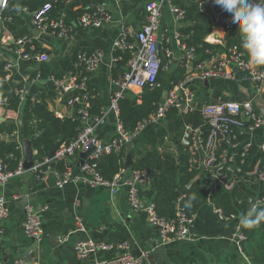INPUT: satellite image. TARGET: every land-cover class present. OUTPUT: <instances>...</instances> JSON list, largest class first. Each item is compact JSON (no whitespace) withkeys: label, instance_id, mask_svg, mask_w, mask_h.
Masks as SVG:
<instances>
[{"label":"crops","instance_id":"crops-1","mask_svg":"<svg viewBox=\"0 0 264 264\" xmlns=\"http://www.w3.org/2000/svg\"><path fill=\"white\" fill-rule=\"evenodd\" d=\"M23 1H15L14 9H17L16 15L21 19L16 32H27L26 36L36 40L40 51L28 59L19 57L15 52L16 48L11 46L10 40L7 39L13 35L5 29L0 14V62L11 63V67L6 71V76L0 81V125L11 120L16 123L17 119L21 118L23 102L15 111L7 110L4 105L13 96L14 89L22 83L24 77L28 78L25 100L29 99L31 103H35L41 92L48 93L52 76H64L68 73L81 74L74 63L76 55L82 51L97 50L103 55L97 70L93 74H86V87L90 95L89 114L99 115L110 104L113 81L119 79L126 69L125 64L119 65L121 60L113 61L114 57L118 56V52H123L114 51L113 43L119 39L122 32L127 33L129 42L135 40V34L145 21V8L149 2L161 3L159 26L156 30L159 44L158 55L162 68L159 74L162 78L161 84H163L156 88L162 89L161 102L166 96L167 83L174 77L178 68L184 70L183 78L178 79L182 81L192 72L196 62L202 61L195 53V61L187 62L184 46L190 47H187L184 41L189 37L192 39V37L191 34L182 35L180 33L184 20H177L172 8L176 7L182 10L185 18L184 9H192L198 2H201L199 9L203 13L213 14L212 17L223 13L222 9L213 4L212 0H85L84 10L100 6L110 14L111 20L99 27H92L79 25L78 17L71 22L72 31L65 37L40 32L38 37H35L32 34V31L36 30L32 24V13L27 10V7H22ZM77 1L79 0H70L67 8ZM3 3L4 0L0 4V10L5 7ZM62 17H65L64 13ZM212 27L211 33L204 41L220 48H224L230 34L238 32L235 25L230 31H226L223 27L215 24L214 20H212ZM166 50L170 51V57H166ZM226 52L227 49L225 51L224 48V52H217V54ZM36 55L39 59H36ZM246 58L248 59V56ZM72 67L74 70L71 71ZM191 86L194 90L196 104L199 106L217 101L242 102L250 99L253 100L258 112L260 106H264V82L256 83L241 71L236 72L234 80H196ZM141 93L142 90L132 89L126 95H130V100L134 104H139ZM47 104L50 112L54 115L59 113L64 117L73 115L76 107H67L55 92L48 98ZM55 117L57 116L55 115ZM163 121L165 120L155 122L153 116L146 121V125L136 139L142 138L147 126ZM118 123L122 125L118 117L111 112L103 124L95 127L94 135L99 140L107 142L114 137ZM19 134L21 133L18 128L13 137H16V141L19 142L22 152ZM136 139L125 147V152L133 147ZM0 140L7 141L9 137L3 135ZM263 141L264 128L255 129L251 135V142L260 145ZM141 142L144 152L156 151L159 154L176 152L175 144L167 138L157 144L150 143L145 139H142ZM228 152L237 154L239 148L229 146ZM34 155L33 151V159ZM131 157L135 163L131 168L124 166V157L123 166H121L126 169L124 178H130L134 166L143 165L142 158L132 155ZM139 160L142 163L136 164ZM79 161L80 156L76 154L66 157L56 165H61L65 169H70L74 174H78ZM56 165L46 169L44 173L26 170L20 176L10 179L5 185H0V196L5 199L7 210V217L2 223L3 233L0 236L2 264H14L18 261L17 257L23 250L26 252L21 260L35 264H90L94 261H108L118 255L117 251H98L88 262L79 261L75 256V245L81 238L112 244L126 242L132 253L134 250L143 253L156 247L160 240L157 227L149 222L145 211H134L130 208L126 188H121L115 195H112L106 187H90L83 183L70 182L62 188H58L56 182L59 172ZM200 179L199 176L194 182ZM154 191V183L149 178V181L139 186L138 189L141 203L152 202ZM27 207H31L41 219L44 234L39 243L24 233L23 224ZM76 217H79L83 225L84 230L81 232L76 231L78 225ZM149 256L150 260L141 262V264H249L238 245L226 238L199 237L193 241L169 242L155 249Z\"/></svg>","mask_w":264,"mask_h":264},{"label":"built area","instance_id":"built-area-1","mask_svg":"<svg viewBox=\"0 0 264 264\" xmlns=\"http://www.w3.org/2000/svg\"><path fill=\"white\" fill-rule=\"evenodd\" d=\"M70 0H67V3ZM6 0H4L3 6ZM161 3L149 2L145 8V21L141 28L135 34L134 41L129 42L127 33L122 32L118 40L113 43L114 51H129L131 59L126 64V69L123 71L119 79L113 81V90L110 97L109 106L102 110L99 115L92 117L89 114V93L86 87V74H93L103 55L95 50L92 52L82 51L75 57V67L81 74L76 75L68 73L61 78L51 77L50 83L54 87L56 95L61 97L63 103L71 108L80 106L77 111L79 115L80 130L77 137L69 144H63L57 147L52 157L47 156L41 162L36 163L30 171L44 173L46 169L51 168L63 161L66 157H72L76 154L86 152L92 149V152L79 168V173L74 174L70 169H65L59 173L56 187L62 188L64 185L73 183H83L90 187L102 186L109 189L112 195L118 193L121 188L127 189L128 203L132 210H143L147 213L149 222L158 227L160 240L154 249L151 251L141 252L140 257H136L131 251L126 242L102 243L93 241L89 238H81L75 245V256L79 261L88 262L89 259L98 251H117L118 255L108 261H98L95 264H141L142 258L148 257L155 249L160 248L169 242L175 241H193L200 236L191 233V227L194 224L195 216L188 215L185 206V193H182L176 200V216L174 220H163L156 215L153 202L147 204L145 209L141 208V201L138 194L139 186L144 185L149 181V177L145 171L133 170L130 178H124L125 168H120L119 171L112 177L111 180H105L97 171L98 161L113 152L121 153L125 147L130 145L134 139L140 134L143 127L140 125L133 133L126 131L123 126L118 123L116 133L109 141L104 142L99 140L94 135L96 126L104 123L105 118L111 112L118 117V105L120 100L126 93L132 89L142 90L145 87L157 85V77L161 71V61L157 53L158 40L156 30L159 26ZM50 5L46 4L32 14V24L40 33H47L57 37H65L71 33V26L66 25L62 19H49L46 16ZM177 20H184V12L176 7L172 8ZM79 25L99 27L105 22L111 20L110 14L102 7L96 6L93 11L84 13L78 18ZM231 17L222 13L215 16V23L223 27L226 31L233 28L231 25ZM10 43L16 47L15 52L21 58H30L32 53L25 52L24 45L32 42V37L23 36L18 39L7 37ZM32 50V48L30 47ZM185 49V58L187 62L195 61V49L193 47ZM166 57H170V51L166 50ZM36 59L38 55H36ZM120 60V57L115 56L113 61ZM11 63H5L3 70L8 71ZM244 72L254 82H264V69L258 70L253 68L244 53L239 52L235 47L227 49L225 54H212L207 59L197 61L191 73L184 80L176 84L169 83L167 86L165 98L158 104L154 121L159 122L165 118L166 113L170 109H175L179 115L191 114L196 110L201 112V116L209 126L207 133H203L201 128L193 127L190 124H184L180 143L191 156V163L196 166V169L217 180L222 187L229 191L236 183L234 176H229L228 172L231 168L225 167L224 163H230L235 159L237 154L229 152L219 153L222 142L227 136L232 133V128H237L240 133L248 134L250 137L246 142L230 143L231 148L247 149L251 144V135L255 129L264 128V119L254 106L253 100L242 102L235 101H217L198 105L195 101L194 90L192 84L196 80L208 79H223L234 80L236 72ZM83 73V74H82ZM28 78L24 77L22 83L13 91V95L17 97L20 103L25 101L27 94ZM6 101V99H4ZM57 118L62 119L64 116L55 113ZM245 123H248L245 126ZM229 137V136H228ZM236 135H233L231 140H234ZM261 151H264V141L258 145ZM44 167V169H42ZM24 171L22 161L18 164L15 170H7L0 162V185H5L10 179L20 176ZM252 175H256V179L263 180L264 174L257 172V165L254 168ZM264 203V197L256 199L257 205ZM221 221H227L235 218L234 215L226 217L222 215L220 210L214 209ZM7 217L5 207V199L0 196V236L3 233L2 223ZM78 222L76 231L84 230L79 217H76ZM24 233L27 237L33 239L36 243L42 241L43 229L39 215L31 208H26V217L23 224ZM240 251V244L245 240V236L241 233L240 223L236 226L235 232L229 238ZM0 264H2L0 260ZM14 264H35L33 262H25L22 260L14 262Z\"/></svg>","mask_w":264,"mask_h":264},{"label":"trees","instance_id":"trees-1","mask_svg":"<svg viewBox=\"0 0 264 264\" xmlns=\"http://www.w3.org/2000/svg\"><path fill=\"white\" fill-rule=\"evenodd\" d=\"M15 1L6 0L5 7L0 10V14L5 29L12 33L14 39H18L28 34L24 31L16 32L21 19L16 15L17 9H14ZM1 2L2 0H0V4ZM46 4L50 5L46 16L54 20L62 19L68 26H71V22L82 14L93 11V9L84 10L85 0H79L69 8L67 6L70 3H67V0H24L22 7H27V10L33 14ZM199 6H201V2H198L192 9H184V25L180 28L182 35L191 34L192 39L189 37L184 42L187 47L195 48L198 59L205 60L212 54L224 52V48L226 51V49L233 47L247 57L246 51L241 47L239 32L229 35L224 48L210 45L204 41L212 31V20L215 23V16L212 17L213 14L203 13ZM204 7L206 8V6ZM222 12L226 16H231L223 10ZM63 13L65 17L61 18ZM231 25H233L232 22ZM11 46L14 45L11 44ZM14 48L16 47L14 46ZM24 48L25 52L32 54H38L40 51L35 39H32L30 44H25ZM117 55L121 60L119 62L120 66L126 65L131 59L129 51L118 52ZM4 65L5 62H0V81L7 74L3 70ZM261 69L263 68L258 70ZM70 70L72 71L74 68L72 67ZM183 73L184 70L178 68L170 82L172 84L178 83L180 81L178 79L183 78ZM61 77L63 76H57L56 78ZM161 80L162 78L158 74L157 85L142 89L139 104H134L130 100V95H125L124 99L120 100L118 119L126 131L133 133L140 125L145 124L147 120L155 116L162 95V89H158L156 86L163 85ZM170 82L167 83V86ZM48 89V93H40L39 99L35 103H31L29 99L25 100L21 113L24 131L19 134L18 138L20 141L22 139L30 141L31 148L35 152L33 160L36 163L49 156L55 142H58V146H60L73 141L78 135L79 130L77 129L80 128L79 115L77 114L80 106L75 107V111L71 116L62 119L55 117L54 113L48 110L47 104L48 98L52 93L54 94V87L51 83ZM20 104L17 97L13 95L4 106L7 110L15 111ZM91 116L94 117L97 114ZM164 120L161 123L147 126L142 138L136 139L133 147L128 149L133 157H139L143 160V165H136L132 169L147 172L148 177L154 183L155 191L152 202L157 217L167 221L174 220L176 200L182 193H185V210L188 215L195 216L191 233L206 238L229 239L240 223L242 214L246 215L253 209L252 207L256 205V199L264 197V179L258 180L256 175H252L256 165L257 172L264 174V151H261L258 145L251 144L245 150L240 149L233 161L224 163L225 167L229 166L231 168L228 175H235L236 178L233 187L226 191L217 180L197 170L196 166L191 163L189 152L185 151L186 149L180 145L184 124L199 127L203 133H207L209 126L203 117L194 113L179 115L175 109H170ZM247 125L248 123H245V126ZM17 131L18 126L13 120L0 125V137L3 135L9 137L7 141L0 140V162L6 166L7 170H15L22 159L20 144L16 141V137H13V134ZM233 135H236V138L234 140L229 139ZM228 136L222 142L219 153L228 152L230 143H243L250 137L248 134L240 133L237 128H232V133ZM165 138L175 144V153L144 152L142 139L157 144ZM125 153V151L121 153L113 152L98 161L97 171L103 179L111 180L119 171L123 166ZM56 168L59 173L65 170L61 165H56ZM198 175L201 179L188 186ZM260 208H264V203L257 205L255 209L259 210ZM214 209L220 210L222 215L226 217L234 215L235 218L221 221ZM241 233L245 236V240L240 244L241 251L249 264H264V222L253 228L241 226Z\"/></svg>","mask_w":264,"mask_h":264},{"label":"clouds","instance_id":"clouds-1","mask_svg":"<svg viewBox=\"0 0 264 264\" xmlns=\"http://www.w3.org/2000/svg\"><path fill=\"white\" fill-rule=\"evenodd\" d=\"M223 11L231 15L253 68H264V0H212ZM264 222V208L252 209L242 214L241 226L253 228Z\"/></svg>","mask_w":264,"mask_h":264},{"label":"water","instance_id":"water-1","mask_svg":"<svg viewBox=\"0 0 264 264\" xmlns=\"http://www.w3.org/2000/svg\"><path fill=\"white\" fill-rule=\"evenodd\" d=\"M18 28H19V27H18ZM32 34H33L35 37H38V35H39V31L34 30V31H32ZM158 52H159V44H157V53H158ZM258 109H259V108H258ZM259 112H260V115L262 116V118L264 119V106H260ZM194 114L201 115V112L198 111V110H196V111L194 112ZM16 123H17V125H18L19 132L22 134L23 131H24V129H23V123H22L21 118H18ZM77 130H78V129H77ZM57 147H58V142H55V143L53 144V149L51 150V152H50V154H49L50 157L53 156V154H54L55 150L57 149ZM21 148H22V152H23V160H22L23 168H24V170L29 171V170L33 167V165H34V160H33V150H32V148H31L30 141H28V140H26V139H22V140H21ZM91 152H92V149H91V150H88V151H86V152L79 153L80 161H79L78 167H81V166H82L83 162L86 160V158L89 156V154H90ZM141 163H142L141 160H139V161L136 162V164H141ZM134 164H135V163H134V161H133V159H132V157H131L130 152L127 151V152L125 153V163H124V166L127 167V168H131ZM198 178H199V176L196 177V179H198ZM196 179H195V180H196ZM195 180H192V181L189 183V186H190V185L192 184V182H194ZM23 203L26 204L25 201H23ZM146 206H147V203H145V202H144V203H141V208H142V209H145ZM157 229H158V227H157ZM25 252H26V250H25V251L23 250V251H21V252L19 253V256L17 257V260H18V261L21 260V259H23ZM133 254H134L136 257H140V256H141V251H139V250H137V251L134 250V251H133ZM150 258H151L150 256L146 257L145 259L142 258V262H145L146 260H150ZM95 263H96V262L94 261V262H92V263H90V264H95Z\"/></svg>","mask_w":264,"mask_h":264}]
</instances>
